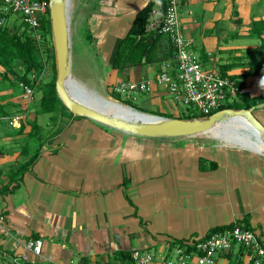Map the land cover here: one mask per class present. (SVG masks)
Returning a JSON list of instances; mask_svg holds the SVG:
<instances>
[{
	"label": "crops",
	"instance_id": "obj_1",
	"mask_svg": "<svg viewBox=\"0 0 264 264\" xmlns=\"http://www.w3.org/2000/svg\"><path fill=\"white\" fill-rule=\"evenodd\" d=\"M148 2L88 0V25L114 75L112 86L123 81L122 71L128 80L153 79L163 63L175 64L173 45L161 35L155 61L112 69L119 41ZM180 10L182 35L205 70L242 76L264 60V0H182ZM248 37L258 45L243 44ZM242 80L240 96L264 91V75ZM20 95L14 104L22 108ZM149 95L165 101L161 91ZM67 115L33 164L34 148L16 130L26 118L14 130H0V264L24 253L30 239L42 240L41 255L32 259L47 264H110L136 249L157 254L153 264H162L175 240L199 241L233 223L254 230L264 245L263 155L193 137L134 136ZM255 115L264 125V110ZM239 248L218 253L213 264H249Z\"/></svg>",
	"mask_w": 264,
	"mask_h": 264
},
{
	"label": "built area",
	"instance_id": "obj_2",
	"mask_svg": "<svg viewBox=\"0 0 264 264\" xmlns=\"http://www.w3.org/2000/svg\"><path fill=\"white\" fill-rule=\"evenodd\" d=\"M182 0L156 2L150 12L146 31L169 37L175 53L173 66L163 63L153 79L120 81L111 86V93L125 95L135 99L137 93L153 94L161 91L163 95L173 97L174 102L190 107L199 118H206L220 110L229 100L237 97L241 90L235 81L223 76L217 69L205 70L197 54L188 49V43L181 32L180 7ZM8 14L19 15L22 23L29 29L32 37L40 46L43 40L41 21L50 18V0H0V26L7 21ZM46 68V65H45ZM45 71V69H44ZM40 76L32 73L31 84L21 83L20 101L23 111L14 117L3 118L12 127L32 112L35 92L42 82ZM193 242L189 245L192 246ZM234 245L246 251L248 262L264 264V245L254 230L233 223L230 228L214 233L206 239L196 242V252L187 254L184 249H173L175 258L165 255L163 264H213L214 257L227 252ZM16 246V245H15ZM25 252L18 257L7 258L3 264H47L33 260L31 255L39 257L42 253V240L30 239L24 244ZM5 256L7 254H4ZM131 258L135 264H153L157 261L155 254L146 250L132 251ZM54 264V263H51ZM69 264H74L70 262ZM75 264H86L80 261Z\"/></svg>",
	"mask_w": 264,
	"mask_h": 264
},
{
	"label": "trees",
	"instance_id": "obj_3",
	"mask_svg": "<svg viewBox=\"0 0 264 264\" xmlns=\"http://www.w3.org/2000/svg\"><path fill=\"white\" fill-rule=\"evenodd\" d=\"M156 3V0H149L147 5L143 7L140 11H138L134 17L131 27L127 31L126 35L119 41L116 49V55L114 57L112 63L113 70L122 71L126 67L136 66L142 64L143 60L145 63L155 61V48L156 43L159 40L161 34H158L157 37L152 34H147L146 26L148 22V18L150 12ZM11 14L6 16L7 21L4 25L0 26V78L1 81L6 82L7 89L14 88L17 91L21 90V83L31 84L30 76L32 73L38 74V76L44 73L46 61L48 57H51L55 60V53L53 48V40H52V32H51V22L50 18L45 17L41 21V32L43 36V40L41 45L39 46L35 39L32 37L30 33V29L25 24H17L11 23L9 24ZM174 51V50H173ZM55 65V62H54ZM255 68L254 74L264 75V60L260 62H255L252 66ZM21 69V70H18ZM228 68H224L221 73L223 76L230 77L237 84L240 90L243 89L245 83L243 82V78L252 75L253 73L248 72L245 75H228ZM10 75L13 78H10ZM56 69L55 76L49 82L41 84L38 86V90L41 93L40 98L32 105L33 112L30 113L26 117V121L20 125L18 130V135H22L23 138L21 140H25L28 146H31L29 142L33 145V148H40L37 152H34L31 158V164L35 163L37 159L41 156V149L44 145H51L53 138L55 139L62 131H55L52 134H48L42 126L38 123V117L40 115H51L52 121L58 123L60 118L64 116V109L66 108L60 98L57 95L55 83H56ZM10 87V88H9ZM241 95V94H240ZM239 95V96H240ZM112 97L116 100L120 101L118 95L112 93ZM242 103L241 104H233V105H223L221 109L232 108V109H242L256 106L257 104L264 102V91L259 97L249 98L247 96H241ZM126 105L133 107L142 112H147L136 108L132 105L131 102H121ZM17 108L20 111L21 106L16 105L14 103H0V117L11 116L12 113L7 111L8 108ZM67 109V108H66ZM263 109H258L254 111V115L256 112ZM23 111V110H22ZM150 114L151 113L147 112ZM160 115V114H158ZM164 116V115H160ZM256 116V115H255ZM170 117L171 116H164ZM200 115L197 113L188 114L186 117H180L181 119H193L199 118ZM72 118L74 116L72 115ZM57 126V125H56ZM12 127V126H11ZM13 128V127H12ZM28 128V131L26 129ZM15 129V128H14ZM17 170L11 174L19 173ZM1 176V172H0ZM229 227H217L212 230L210 234H208L204 239L209 237L210 235L224 231ZM202 239V240H204ZM199 240V241H202ZM199 241H194L192 246L190 243H185L183 241L175 240L172 242L168 248L167 255L170 254L174 248L181 247L184 249L185 253L190 254L196 252L194 244ZM240 247V246H239ZM239 250L241 252L244 251V248L240 247ZM132 252H124L122 251L117 258L119 259L120 264H135L131 258ZM116 258L112 259L110 264H117ZM235 264H242L241 260H238ZM252 264V263H249Z\"/></svg>",
	"mask_w": 264,
	"mask_h": 264
},
{
	"label": "water",
	"instance_id": "obj_4",
	"mask_svg": "<svg viewBox=\"0 0 264 264\" xmlns=\"http://www.w3.org/2000/svg\"><path fill=\"white\" fill-rule=\"evenodd\" d=\"M71 0H50V22L57 77L55 88L63 105L74 117H83L108 128L145 138H185L216 132L228 146L264 156V125L254 111L264 102L242 109H221L206 118L181 119L139 111L119 100H90L82 83L72 74ZM93 102V103H92ZM258 145H261L260 148Z\"/></svg>",
	"mask_w": 264,
	"mask_h": 264
},
{
	"label": "rangeland",
	"instance_id": "obj_5",
	"mask_svg": "<svg viewBox=\"0 0 264 264\" xmlns=\"http://www.w3.org/2000/svg\"><path fill=\"white\" fill-rule=\"evenodd\" d=\"M88 7H89L88 0H71L70 15H71V37H72V55H73L72 74L87 89L98 92L106 97L113 98L110 91L112 86L110 80L112 71L108 62L99 52V45L98 42H96L95 36L91 34L90 29L92 28L91 26L88 25V19L91 11H88ZM14 21L15 22L17 21L18 24H22V19L19 15L12 14L10 16L9 24L13 23ZM40 33L42 34L41 31ZM243 40L246 41L243 42V44L245 45H254V44L258 45L259 43L258 39L253 37L244 38ZM53 48H54V44H53ZM55 69L57 74L56 60H53L51 57H48L46 61L44 76L42 78V84L49 82L53 79V77L55 76ZM119 76L121 77V79L128 81V77L124 74L123 71L120 72ZM9 91H11V93ZM19 93L20 91L19 90L17 91L16 89L14 90V88L7 89L6 82L1 81L0 78V103H10V102L15 103L17 101V97ZM40 96L41 93L37 89L35 92L34 103L40 98ZM164 96H165L164 97L165 101H163V99L162 100L159 99L158 97H153L149 94H143V93H137L135 95V99L127 98L125 95H118V97L120 98V102L129 101L136 108H139L147 112L156 113L157 115L160 114L164 116H174V118H180V117H186L188 114L194 113V111L190 107L174 102L173 97H171L170 95L165 94ZM241 103H242V97L238 96L233 99H230L228 102L225 103V105H233V104H241ZM7 111L9 113H12L13 115L22 113L21 110L18 111L17 108L15 107L8 108ZM64 112L65 114H68L67 116L69 117V119L72 118V114L68 111V109L65 108ZM38 118H39V123L43 125L44 130L48 134L54 133L55 131H57V128L60 126V124L66 123L65 116L63 118L61 117L58 123L52 121L51 115H40ZM3 124L4 123H0V130L2 129L3 126H4V131H7L9 129L14 130V127L12 128L7 123H5L4 125ZM190 139H196L197 141L200 142L203 141L207 143L224 144V142L218 140H208L203 135L193 137ZM7 142L11 143V141H7ZM32 147L33 145L31 146V148ZM39 149H40L39 147L38 148L34 147V152H37ZM21 159L23 158L21 157ZM170 255L169 256L173 257V259L175 258V254L173 252H171ZM155 256L156 259L158 260V255L155 254ZM161 263L163 264L164 262Z\"/></svg>",
	"mask_w": 264,
	"mask_h": 264
},
{
	"label": "bare ground",
	"instance_id": "obj_6",
	"mask_svg": "<svg viewBox=\"0 0 264 264\" xmlns=\"http://www.w3.org/2000/svg\"><path fill=\"white\" fill-rule=\"evenodd\" d=\"M70 81H76L78 83L81 84V82L75 78L74 76L71 77ZM82 85V84H81ZM89 90V89H88ZM86 95L89 97L90 100H93V101H97L101 104L104 105V101H114L112 98L110 97H106L98 92H95V91H92V90H89ZM93 103V102H92ZM203 136H205L208 140H218V141H221L223 142L222 140H220L217 136V133L216 132H210V133H205V134H202ZM202 135H199V136H202ZM224 144H226L224 142ZM228 145V144H227ZM260 148H262L261 145H258ZM263 149V148H262Z\"/></svg>",
	"mask_w": 264,
	"mask_h": 264
}]
</instances>
